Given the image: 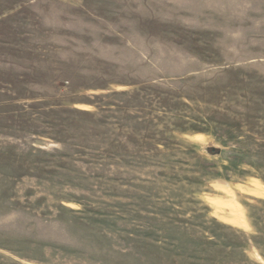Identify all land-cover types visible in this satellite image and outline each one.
Listing matches in <instances>:
<instances>
[{
    "label": "rangeland",
    "instance_id": "1",
    "mask_svg": "<svg viewBox=\"0 0 264 264\" xmlns=\"http://www.w3.org/2000/svg\"><path fill=\"white\" fill-rule=\"evenodd\" d=\"M0 264H264V0H0Z\"/></svg>",
    "mask_w": 264,
    "mask_h": 264
},
{
    "label": "water",
    "instance_id": "2",
    "mask_svg": "<svg viewBox=\"0 0 264 264\" xmlns=\"http://www.w3.org/2000/svg\"><path fill=\"white\" fill-rule=\"evenodd\" d=\"M206 152L210 155L220 154V150L215 148H207Z\"/></svg>",
    "mask_w": 264,
    "mask_h": 264
},
{
    "label": "bare ground",
    "instance_id": "3",
    "mask_svg": "<svg viewBox=\"0 0 264 264\" xmlns=\"http://www.w3.org/2000/svg\"><path fill=\"white\" fill-rule=\"evenodd\" d=\"M197 140L199 139L198 137H195Z\"/></svg>",
    "mask_w": 264,
    "mask_h": 264
}]
</instances>
